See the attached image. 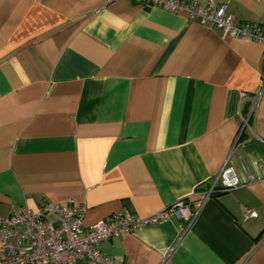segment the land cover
<instances>
[{"label": "crops", "instance_id": "0c3cea01", "mask_svg": "<svg viewBox=\"0 0 264 264\" xmlns=\"http://www.w3.org/2000/svg\"><path fill=\"white\" fill-rule=\"evenodd\" d=\"M215 1L264 24V0ZM263 71L262 44L136 0H0V215L73 199L88 226L184 200L190 221L111 237L101 254L264 264V179L240 160L264 169V96L229 153ZM224 164L238 186L207 196Z\"/></svg>", "mask_w": 264, "mask_h": 264}, {"label": "built area", "instance_id": "2783aa9c", "mask_svg": "<svg viewBox=\"0 0 264 264\" xmlns=\"http://www.w3.org/2000/svg\"><path fill=\"white\" fill-rule=\"evenodd\" d=\"M146 5L161 7L168 12L182 15L201 25L209 24L223 36L254 40L264 46V24L239 21L226 13V5L215 0H136ZM264 96V71L258 92L249 100L250 106L242 113L241 123L230 148L238 145L241 135L249 126L255 100ZM255 99V100H254ZM230 156V154H229ZM241 164L250 182L264 179L250 171L240 156ZM238 186L234 172L226 164L209 183L207 196L216 189L227 190ZM85 209L73 199L64 204L45 202L37 210L20 208L6 216L0 215V264H118L105 258L98 246L115 236L130 234L142 226L171 217L190 221L194 217L191 204L178 200L161 210L146 216H134L129 212L111 214L84 226ZM255 215L245 210L244 217Z\"/></svg>", "mask_w": 264, "mask_h": 264}, {"label": "trees", "instance_id": "16d2710c", "mask_svg": "<svg viewBox=\"0 0 264 264\" xmlns=\"http://www.w3.org/2000/svg\"><path fill=\"white\" fill-rule=\"evenodd\" d=\"M249 105H250V103L247 102L246 105L244 106L243 113L247 112ZM242 137H243V134L241 135V138H240L239 142L241 141Z\"/></svg>", "mask_w": 264, "mask_h": 264}]
</instances>
